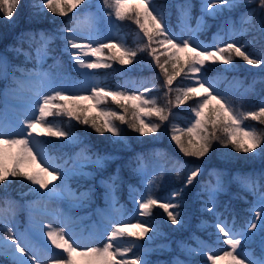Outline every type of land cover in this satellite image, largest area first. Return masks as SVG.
<instances>
[{
    "label": "snow or ice",
    "instance_id": "obj_1",
    "mask_svg": "<svg viewBox=\"0 0 264 264\" xmlns=\"http://www.w3.org/2000/svg\"><path fill=\"white\" fill-rule=\"evenodd\" d=\"M20 2L21 0H0V13L11 21ZM81 5L87 6V0H40L39 4H33L32 7L40 11L47 9L60 17H69V14L74 13ZM250 5L254 7L248 8ZM165 6L154 4V0H102V8L111 10L106 13L108 17L114 16L117 21L132 20L143 33L147 42L136 48H130L123 42L101 43L97 46H93L92 42H79L81 36L79 21L73 26V19L69 18L68 25L59 29L58 34L40 31L21 35L18 43L20 45L27 43L30 49L35 45L36 56L33 58L20 46L15 47L13 51L17 54L23 52L27 60L35 59L36 64L33 68L12 67L7 57L0 55V77L10 80L5 94L12 100L22 102L26 109L22 126L19 127L17 134L9 132V126L0 121V188L6 191L17 178L29 182L28 192L22 195L34 194L38 199L31 201L29 207L45 217L58 216L55 211L49 210L48 202L67 197L74 201V206H80L84 201L91 199L92 188L77 195L71 188L69 180L73 177L90 178L92 173L84 171L85 163L102 168L108 157L96 155L93 159L92 156L87 155L86 149H82L81 153H77L76 157L72 158L70 166L69 160L66 159L62 163H57V159L62 157L50 156L43 147L46 142L37 140L36 137L46 135L63 138L69 145H76L82 141L71 130L49 119L53 116H66L69 121L74 119L90 126L96 133L101 135L105 132L111 133L124 141L125 137L115 121L127 124L141 136L153 135L159 133L164 123L169 121L173 115V107L195 101L190 108L194 116L189 126L171 125V140L175 142L181 153L188 157L202 158L210 152L214 143H219L223 147L231 145L236 152L251 153L253 156L259 154L264 157V132L242 127L244 121L249 119L264 124V101H261L259 107L253 111L237 108L220 92L218 82H213L203 75L206 63H219L235 68L237 58L247 65L264 71V52L254 55L246 51L257 37L253 35L252 41L243 42L235 39L236 36L251 33H259L264 38V0H205L203 13L195 19V27L191 24L192 6L189 3L180 5L179 20L182 32L186 29L190 33L186 37L177 36L171 31L161 11ZM238 8L248 10L241 12L238 22L225 20L224 25L216 33V42L211 49L203 47L201 50L198 33L209 27L205 15L216 17L218 9L232 12ZM89 19L95 17L89 15ZM57 38L63 40L64 51L68 52L74 65L79 69L110 68L112 65L108 63L109 60L117 61L121 65L132 64L140 52L147 51L165 77L164 95L168 98L166 104L159 105L155 97L147 96L146 93L152 91L149 88H145L139 94L106 90L103 87H92L88 96L65 94V89L57 88L51 73L42 71L39 67L51 51L49 46ZM105 49L112 54L106 59H100ZM162 56L165 57L163 62ZM87 57H97V59L89 60L86 59ZM181 76L194 83L174 88V81ZM251 88L250 85L245 91H250ZM172 93H175L174 99L171 98ZM109 97L114 104L123 109L124 114L101 109V115L105 117L102 121L84 115L87 109L79 103L80 101L91 99L100 106L107 103ZM129 109H131L130 119L127 116ZM145 117H155L159 122L151 119L146 122ZM38 126L43 128L44 132H38ZM137 160L140 163L135 171L142 174L143 157H137ZM182 167L183 165L174 166L177 175L179 168ZM201 172L200 167L191 169L186 176L184 187L192 185ZM214 177L215 183L210 181L205 187L208 194L206 201L208 212L214 211L217 195L226 190L223 173H214ZM119 179L118 174L109 176L101 180V184L106 189L105 197L109 201L111 211L123 214V207H117L116 192ZM231 179L243 191L255 198L249 209L251 216L239 228L235 222L229 226L226 221L217 217L214 227L223 238L222 242L228 246V250H224L222 254L213 253L211 245L201 242L199 251L201 254L207 253V261L210 264H264V171L237 173ZM155 180L156 177H153L148 181L147 197L141 194L140 198L136 199L133 196L136 211L141 217H149L153 209L158 206L167 214V219L173 225H182L184 222L182 214L177 211L181 208V203L173 200L182 197L183 188L174 191L167 202H160L150 194ZM130 190L135 191L131 187ZM14 203L4 199L0 212L14 216L16 212ZM6 220L7 215L0 216V228L3 230L0 235V250L8 251L15 264H149L145 258L144 245L136 241L145 238L151 241L159 233L157 226H147L148 221L132 224L110 220L111 226L102 247L82 246L80 240L70 235V226L73 223L71 217H66L60 227H54L51 222L45 223L43 219L33 218L31 228L28 230L30 235L21 236L13 233V228L5 222ZM257 232L260 233L258 256L249 251ZM125 238L132 239L125 243ZM34 240L39 244L33 243ZM185 247L190 253L197 251L195 248ZM134 248L137 251L134 252ZM51 249L59 251L52 252ZM17 253L19 255H16ZM129 253H132V258H128ZM174 264H185V262L176 260Z\"/></svg>",
    "mask_w": 264,
    "mask_h": 264
},
{
    "label": "trees",
    "instance_id": "obj_2",
    "mask_svg": "<svg viewBox=\"0 0 264 264\" xmlns=\"http://www.w3.org/2000/svg\"><path fill=\"white\" fill-rule=\"evenodd\" d=\"M100 0H87V6L81 5L79 9L75 10L74 13H70L69 17H60L49 12L47 9L40 11L38 8H33V4H39L40 0H21L19 8L16 10L14 17L9 21L6 17L0 13V55L6 54L11 59L14 65H21L24 67H32L30 60H27L25 55L22 53L17 54L13 49L17 46H20L25 49H29L27 43L20 45L18 43L19 38L24 32H37L39 30L44 31L45 33H55L58 34V30L68 25L69 18L73 19L75 15L84 12L88 8L95 7ZM185 3H189L191 7L193 19L200 13L199 3L197 0H154L156 5H166L161 9L162 14H164L165 19L169 21L173 26L177 27L176 21L179 15V6ZM179 4V6H177ZM107 11H111L106 8ZM240 9V8H238ZM229 12L228 10H222L221 14H218L216 17H207L209 27L200 32V36L208 40L211 37V34L217 30L219 21L224 17L230 15L235 16L236 10ZM111 27L116 31L120 32L123 35L125 44L130 48H136L138 45L145 44L146 38L143 37V33L140 32L138 26L132 20L117 21L114 16L110 17ZM245 38V36H243ZM62 45V40L57 38L53 40L52 44L49 46L52 53H49V57L53 56V53L59 52V46ZM155 47V45H153ZM162 51V49H161ZM246 51L252 52L254 55L264 52V42H255L250 44ZM112 53L105 49L103 55L100 59H106ZM118 54V53H117ZM165 57H161L163 62ZM53 61L52 58L49 59ZM108 63H111L112 67L110 68H100L97 70V75L99 81L102 83L108 84L110 87L114 88L120 79L124 76V71L127 70L125 65H121L117 61L109 60ZM66 64H69L66 61ZM134 70H138L141 74L152 77L153 86L152 93L157 100L159 105H165L167 97L164 93L166 88L164 87L165 77L161 72L160 68L157 67L155 61L149 56L147 51L140 52L136 59L133 61ZM235 68L225 69L222 64H212L208 62L205 64V71L203 72L206 76L211 77L213 80H217L219 76H223V79L227 82H232L238 80L240 85L248 84L255 81L252 85V92H250L248 97V102L246 106L251 105L255 107L261 96L264 95V71L261 69L255 68L254 66L247 65L244 61L240 59L235 60ZM188 83L187 79H184L182 76L177 77V80L174 81L173 87L186 85ZM2 83H0L1 85ZM237 88H243L241 86ZM219 90H222L221 84H218ZM224 93V92H223ZM175 93L171 94V98L174 99ZM195 101L190 102L193 105ZM105 109H110L113 111L120 112L124 114L123 109L118 105L114 104L111 101V98H108V102L102 104ZM186 105V104H185ZM84 107V106H83ZM183 105L172 108L173 115L170 117L169 121L165 122L161 127L160 132L153 135L141 136L139 133L134 132L127 124H121L119 121H115L117 127L122 131L123 136L125 137L124 141L119 140L117 137H114L111 133L105 132L103 135L96 133L88 125H84L76 120H71L66 116H53L50 117V120L57 121L61 127L71 130L73 134L79 137L82 143L76 145H69L63 138L51 137L50 140H46L48 149L50 152L54 153L56 157H62L58 159L60 161L68 160L70 157L71 149L75 151L79 147L87 150V154L96 157L107 156L108 159L104 161V166L102 168H97L95 165L88 166V172L92 173L90 178L85 179L83 187L86 189L92 188L93 194L91 196L90 204L92 206L94 199L100 198L102 194V188L99 187L97 181L98 177L103 178L104 180L108 178V175L112 173L116 168L119 167L117 174L120 173V179L118 181L119 187L117 194L122 201L126 199V190L125 185L127 183H136L137 177H134L135 166L138 164L137 157H143L144 161H151L154 158L158 157L164 163V168L166 170L164 175L159 176L157 185L160 186L161 182L164 183L161 194H171L172 190H179L183 188L182 197H177L173 202L181 203V208L177 209L182 214L183 224L182 225H173L168 219L167 214L163 209L158 206L153 209L152 215L147 217L150 224H153L159 228V233L154 236V239L148 241L145 240L136 241L138 244L146 245L150 242H155L157 238L165 236H172L178 240H190L191 233L199 234L201 236H208L207 232L212 231V227L206 229H200L198 227L199 217L203 216L209 221H213L215 216L213 213L204 211L201 208L203 203L202 200L197 198L193 192L194 189L199 188L198 181L194 180L192 185L184 187L185 185V173L184 169L179 168V175H177L176 170L172 169L180 163H186L187 166H190L192 169L194 167H206L207 169L211 168H224L231 170H240L247 171L253 167L257 166V158H253L250 154L236 152L235 149L229 145L228 147H223L219 143H214L210 152L202 158L188 157L179 151V148L176 146L175 142L171 140V123L175 120L178 123H183L186 119L183 115H188L186 110L182 109ZM85 108V107H84ZM253 111V110H252ZM84 115L91 117H96L98 120L102 121L105 119L101 114L95 113H84ZM128 118H131V109L127 113ZM190 116V115H189ZM154 122H159L155 117L149 118ZM188 119V118H187ZM246 124L250 125L253 129H256L258 132H264V124H260L251 119L245 121ZM187 139V138H185ZM158 154V155H157ZM110 157V158H109ZM264 159V157H263ZM170 170V172H169ZM75 179H71L74 181ZM29 182L22 181L20 178H17L11 185L7 187L5 191L3 188H0V207H2V201L4 199L20 200L22 198V193L28 192ZM231 211H227L225 214L231 216L233 213L237 217L236 224L243 225V221L246 220V211L242 208L241 203L234 201L227 197ZM223 202L225 200L223 199ZM243 203V201H241ZM244 204V203H243ZM223 214V213H222ZM165 233V234H164ZM150 235H152L150 233ZM132 238H125V243ZM254 245V244H252ZM136 249L134 248L133 251ZM132 253H129V257ZM185 257V255H182ZM153 257L161 258V254L153 252ZM151 257V258H153ZM195 264L201 260L199 257L192 258ZM7 259L0 254V264H4ZM151 263H153L151 261ZM163 264H170L169 261L163 259Z\"/></svg>",
    "mask_w": 264,
    "mask_h": 264
},
{
    "label": "rangeland",
    "instance_id": "obj_3",
    "mask_svg": "<svg viewBox=\"0 0 264 264\" xmlns=\"http://www.w3.org/2000/svg\"><path fill=\"white\" fill-rule=\"evenodd\" d=\"M198 2L200 3L199 8L201 12L194 19L191 20V24L193 27H195V19L203 13V5H204L205 0H198ZM96 4L97 5L95 7L89 8L86 11H84L83 14L75 15L74 17L75 23L73 26H75L77 21H79V26H80L79 30L81 33L79 42H82V43L92 42L93 46H97L98 44L106 43V42L125 43L122 33L116 32L111 27L110 17L106 15L108 11L106 8H102V0L96 2ZM177 6H179V4H177ZM251 7H254V5L248 6V8H251ZM221 10L223 9L217 10L218 14L221 13ZM246 10L248 9L240 8L236 11L235 16L228 15L227 17H224L223 19L220 20L221 26H219V28L224 25V22L227 19H231L232 21L238 22L241 12L246 11ZM89 15H91L92 17H95V19H89ZM207 17H210V16L205 15V19ZM167 23L169 24L171 31H173L177 36L183 35L186 37L187 35L190 34L186 29H184L182 32V25L179 20V15L177 17V27H174L173 25H171L169 21H167ZM217 31L215 33H212L210 39L208 40L203 39L200 36V33H198V39L201 44V50L203 47H209L211 49V46L216 42L215 36H216ZM24 33H28V32H24ZM253 35L257 37L256 39L257 41H261V40L262 42L264 41V38H262L259 33H251L250 36L246 39H242L241 36H236L235 39L240 40L241 42L245 40L251 41ZM34 48H35V45H33L32 50L25 51V52H29L33 58L36 56V52L34 51ZM55 54L57 56L53 58L54 61H48L49 57L47 56L45 60L43 61V63L39 65V67L42 71L51 73L52 77L55 79L57 88L59 89L62 87L63 89H65V94L67 95L88 96L91 94L92 87H103L106 90H113V91L119 90V91H125L128 93L135 92L137 94H139L140 92H143L145 88H149V89L154 88L152 77L147 76L145 74H141L139 72H134L137 70H134L132 64H126L129 72L125 71V75L123 79L120 81V83L117 85L115 89H112L111 87H109V85L99 81L98 76L96 74L97 69H79L78 66L74 65V62L70 58L68 52L64 51V44L60 48L59 52ZM86 59L96 60L97 57H87ZM66 60H69L71 63L70 69L66 65ZM30 61L32 62L33 65L36 64L35 59H31ZM17 66L23 67L21 65L20 66L13 65L12 67H17ZM31 68L33 67H29L28 69H31ZM85 73H87L88 75H85ZM17 75L19 74L17 73ZM207 79L212 80L210 77H207ZM0 81L5 82L4 87L0 90V121H2L4 124L9 126V132H11L12 134H17L19 127L22 126L21 122L25 117L26 109L22 102L17 101V100H12L6 96L5 94L6 88L10 80L0 77ZM218 81L219 83H221V87L224 89L223 94L226 95L233 102L234 106H236L237 108H240L245 111L256 110V108L259 107L261 101H264V95H263L259 98L258 102L254 104L255 106L254 108L251 107V105H249L250 107L248 109H245V107H243L244 106L243 104H246V102H248L247 100H248L249 94L250 92H252L253 89L251 88L250 91H245V90L248 89L250 85L251 86L253 85L252 82L248 84L240 85V82L238 80L227 82L223 79V76H219ZM188 82H189L188 84L194 83L193 81H190V80ZM239 85L241 87L243 86L244 87L241 88L240 90V88H237ZM45 94H51V93L45 92ZM146 95L149 97H154L152 91L150 93H146ZM190 102L192 101H189L188 103H186V105L185 104L183 105L184 110L188 112V115H183V117L185 119L188 117V120L184 121V123L182 124L176 123L180 127L189 126V124L191 123L193 119L194 114L190 112V108L194 104L191 106L188 105V104H191ZM79 103L87 109L86 112L89 114L90 113L101 114V109H105V107H103L102 105L97 106L95 104V101L91 99L83 100V101H80ZM148 119H149L148 117H145L146 122ZM242 127L246 129L250 128L245 123V121ZM37 131L42 133L44 132V129L38 126ZM36 139L46 142V140H50L51 137L43 135V136L36 137ZM46 144L47 143H45L43 147L47 151ZM81 151L82 149H79L75 153H73V155L71 156V159L69 160V166L71 165L72 158H75L76 154L81 153ZM47 153L50 156L56 157L55 155L51 154L48 151ZM255 156H260V155L257 154ZM56 162L62 163L63 161H60L57 159ZM90 164L91 163H85L84 171H87L88 166ZM143 164H144L143 173L141 174L136 171V174H134V176L139 179L138 184L131 183L127 185V199L130 203L125 204L119 201L117 204V207H120V206L123 207V214H117L111 211V209L109 208V201L106 199L105 193H104L103 199L101 200V205L91 208L92 210L89 212L84 211L82 213V217L78 218L76 216H72L71 213L74 211H79L82 208H86L85 210H87L88 207L85 204L86 201H84L80 206H74V201L71 198H67V197L62 200L48 202L49 210L55 211L58 214V216H46L45 217V216L39 215L38 213L30 209L29 203L31 201H35L38 199L33 194L31 196L26 195L25 199L18 200V201L10 199L11 201L15 202L13 205V207L16 209L15 215L13 216L10 213L0 212V216L7 215V220L5 222H7L9 226L13 228V233L16 236H21L22 234L30 235V232H28V230L31 228V221L33 218H35L36 220L43 219L45 223L51 222L53 223L54 227H60L62 226V221L66 217H71L73 223L70 226L71 227L70 235H74L76 239L80 240L82 246L102 247L103 244L105 243V236L107 234V231L110 229V226H111L110 220L111 221L119 220V221L128 222L132 224H135L138 221H148L147 226H152L149 220L147 219V217L139 216L138 212L136 211V205L133 200V196H135L136 199H139L141 194L145 197L149 195V185H148L149 180H151L153 177H156V180L153 182V186L151 188L150 194L158 198L160 202H167L171 198V194L174 192V191H171V194H161V190L164 185L163 182H161L160 186L156 188L158 177L161 176V174H163L164 172H166L164 171L163 163L158 158H155L149 162L148 161L143 162ZM180 165H183L182 168L186 167V173H185V178H186V176L189 174L192 168L190 166H186V163H180ZM138 166L139 165H137L136 169L138 168ZM201 169H202V172L195 179L196 181H198L197 184H199V188L194 189L193 194L200 200H203L202 208L204 209L205 212H206V201L208 199V194L205 191V187L210 181L212 183H215L214 173H217V172L223 173V178L226 183V190L217 195L215 209L213 212H211L215 215V219L212 223L213 227L215 223L217 222V217L226 221L229 224V226H231L233 223L232 220L230 219L227 220L226 217L221 216V213H223L226 210H229V207H230L229 202L226 198V195L228 194H230L232 198L239 196L241 197V199H245L248 204H245L243 207L247 210V213L250 214L251 216L249 209L252 206V202L254 201L255 198L251 194H250L251 198H248L244 194V191L238 185L236 188L237 190L232 188L233 187L232 182L234 183L236 182L232 181L231 178L235 176L238 172L230 173L229 171L226 172V171H216V170H213L211 172H206L207 168L204 166H202ZM114 172L115 170L112 173H110V175L112 176ZM204 172L206 173L205 175H204ZM118 175L120 176V173ZM77 178H81V177H73L71 179H77ZM71 179L69 180V184L71 188L77 193V195H79L81 192L86 191L82 189L78 190V186H75L72 183ZM227 179H229V181H227ZM57 183L59 182L57 181ZM130 187L131 189H135V191L134 192L131 191ZM239 190L241 193L238 192ZM105 192H106V189H105ZM223 199L225 200V202H223ZM91 213H93V215L96 218L85 219V217L90 215ZM209 225L210 224L208 223V219H206L205 217H202L199 219L198 226L200 227V229H206L208 228ZM239 227L241 226H237V228ZM2 232L3 230L2 228H0V235H2ZM192 236H193L192 239L194 241V244L177 241L178 245L174 244L173 242L174 238H172L171 236H167L166 239H161V237H159L158 240L154 244H148V246L145 248L146 249L145 255H147L150 252V250L152 251L162 250L161 253L175 252V254L171 256L172 264H174L176 260H182L185 262V264H193L192 261L185 259L180 255V254H187L188 251L186 250V247H185L187 246V248L197 249L196 252H193L194 255L200 256L205 260L204 262H200L199 264H210V262L207 261V253L201 254L199 251V245L201 242L211 245V250L213 253L222 254L224 250H228V246L222 242L223 238L220 237L215 227H214V231L210 232V236H212L211 239L204 238L198 234H192ZM254 240H256L257 250L251 245L249 247V251L255 253L258 256L260 253V248H259L260 233L259 232L256 233ZM33 243L39 244V242L35 240L33 241ZM49 246H50V243H49ZM51 251L58 252L59 250L51 249ZM0 254H2L3 257L8 258L10 261H13L15 264L13 257L10 255L8 251L0 250ZM16 255H19V254L17 253ZM45 255H50V253H45ZM155 264H158V263L156 262Z\"/></svg>",
    "mask_w": 264,
    "mask_h": 264
}]
</instances>
